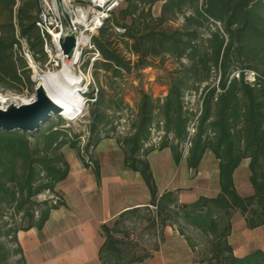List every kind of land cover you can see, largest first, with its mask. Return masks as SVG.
<instances>
[{
    "label": "trees",
    "instance_id": "16d2710c",
    "mask_svg": "<svg viewBox=\"0 0 264 264\" xmlns=\"http://www.w3.org/2000/svg\"><path fill=\"white\" fill-rule=\"evenodd\" d=\"M158 2L127 0L113 24L94 37L102 60L93 69L96 75L100 70L110 73L107 86L111 89L124 72L154 66L155 60L164 64L167 58H174L182 67L172 73L164 98L141 93L124 135L115 125L121 120L116 115L124 110L114 105L117 96L107 97L103 87L97 97L93 91L84 94L89 103L95 99L89 104L88 126L94 138L85 150L95 151L103 140L115 139L124 154V166L141 174L151 197L149 204L127 209L112 224L101 226L104 242L99 260L101 264H139L152 259L160 245L140 253L129 227L133 219L141 224L145 214L155 237H163L168 225L176 227L192 251L201 255L197 264H264L262 250L238 257L229 242L233 211L241 213L249 230L264 227V0H164L159 15L154 16L152 9ZM39 10V0H0V87L6 90L26 87L34 93L31 69L16 32L18 29L26 39L34 59L46 62L36 26ZM180 18L183 25L174 28L170 23ZM116 28L125 31L117 34ZM115 34L128 41L136 61L128 60L115 46ZM249 73L253 79L248 78ZM201 85L199 114L186 111V92L199 91ZM66 120L52 115L33 132L0 129V213L9 207L21 222L7 229L0 223V264H11L10 258L17 256L20 258L13 264H26L18 233L43 229L51 211L66 205L56 191L70 171L64 146L76 149L84 165L93 169L98 180L101 177L99 163L87 161L79 148L81 134H72V125H66ZM154 128L163 133L158 145L152 141ZM185 144L190 170L197 172L208 151L218 160L220 192L215 197L180 203V189L159 193L149 155L169 149L175 164L180 165ZM247 159L253 193L243 196L235 173ZM40 196L46 198L39 201ZM196 236L204 242L200 250ZM7 237H12L15 248L3 241Z\"/></svg>",
    "mask_w": 264,
    "mask_h": 264
},
{
    "label": "crops",
    "instance_id": "0c3cea01",
    "mask_svg": "<svg viewBox=\"0 0 264 264\" xmlns=\"http://www.w3.org/2000/svg\"><path fill=\"white\" fill-rule=\"evenodd\" d=\"M63 151L70 171L68 177L58 183L56 191L66 205L51 211L43 229L20 231L18 243L26 264H101L99 250L104 242L101 226L111 224L127 209L149 204V190L140 173L124 166V154L115 139L103 140L94 151L100 165L99 180L75 149L64 147ZM169 151H153L148 157L156 183L158 176L153 163L156 160H151L161 154L168 156ZM203 160L199 169L205 173ZM192 172L186 162L174 166L168 159V169L160 176L159 193L180 189L179 202L192 203L200 196L215 197L220 192L218 168L214 184L206 180L204 184L188 187L199 179V175L191 179Z\"/></svg>",
    "mask_w": 264,
    "mask_h": 264
},
{
    "label": "rangeland",
    "instance_id": "374dc122",
    "mask_svg": "<svg viewBox=\"0 0 264 264\" xmlns=\"http://www.w3.org/2000/svg\"><path fill=\"white\" fill-rule=\"evenodd\" d=\"M164 0H160V2L156 3L153 6V15L158 16L159 11L163 5ZM126 7V5H125ZM124 7V8H125ZM131 19H127V23H130ZM183 18H180L177 20V23L172 24L174 28L181 27L183 25ZM18 30V29H17ZM123 32H117V34H122ZM17 34V32H16ZM115 34L114 37V44L115 46L122 52V54L132 62L136 61L137 57L134 56L131 53V50L129 48V45H127V40H124L122 38H118L119 36ZM23 50L25 48H29L28 44L24 42ZM24 52V51H23ZM32 53V52H31ZM36 61V60H35ZM184 62H187V60H183ZM47 62V60H46ZM43 61H36L38 68L37 71L39 74H44L48 71L47 63ZM29 68V67H28ZM182 67L180 63H178L174 58H167L165 63H160L159 60H155L154 66L146 67L143 69L136 70L135 68L132 69L131 73L124 72L123 77L118 80V85L111 89L109 86H107V80L108 76H110L109 72H106L104 70H100L97 75L96 70H92L93 75V82L92 85L96 86L98 90L100 87H103L106 89V95L112 96L116 95L117 98L114 101V105L123 106V111L117 116H121V120H116L115 125L117 126V131H122L121 133L124 135L127 133L130 129V123L134 119L136 107L138 102L141 98V93H149L153 96V98H164L167 94L168 88L171 83V77L172 73H174L177 70H180ZM31 69V79L34 82V93L31 92L28 88H23L20 91H11L6 90L5 88L0 87V92L7 96L9 101L5 104L9 106L11 105L12 101L13 103H23L26 101H30L35 97V89L38 86V82L34 79V76L36 74V71L33 68ZM88 68L86 67L85 72L88 71ZM60 71V70H59ZM253 74L249 73L248 78L253 79ZM251 81V80H250ZM203 86L201 85L199 91L195 90H189L186 92L184 97V104H185V110L189 112H193L195 114H199L200 108H201V99H202V91ZM115 90V91H113ZM117 91V92H116ZM94 97H97L98 91L94 92ZM89 98L85 97V108L84 111L76 118H66V125H72V134L77 133L81 134V137L78 140L79 142V148L86 156V159L90 161V159L96 160V155L94 154V151L90 148L88 151L85 150L86 144L94 138L92 134L88 131V126L90 122L89 117V104H93L95 99L90 100L91 102H88ZM12 103V104H13ZM50 117L53 116H61V114H55L50 112ZM111 116L114 118L115 115ZM49 117V118H50ZM58 119V118H57ZM196 119V118H195ZM163 136V133L158 128H154L153 135H152V141L156 145H158L161 141V137ZM64 147H69V145H66ZM63 147V148H64ZM72 149V148H71ZM63 150V149H62ZM76 150V149H75ZM77 151V150H76ZM184 151V160L188 154V145L185 144L183 146ZM78 152V151H77ZM64 153V151H63ZM79 154V153H78ZM65 155V154H64ZM168 159L169 163L171 165L175 166V162L172 158V153L169 151L168 156L164 155H157L154 157L151 161L155 164V174L158 176V182L157 185L162 186L161 181V173L164 169H168ZM205 163L203 166L206 167V172L198 168L197 172L194 173V171L190 174L191 179L195 178L196 175H199V179L196 180V183L187 185L188 187L190 185H200L204 184L205 181H211V184H214L216 181V173L218 168V160L215 158L214 154L211 151H208L205 156L204 160ZM249 159L244 160L240 167L236 171L235 175V182L237 184L238 191L243 196H248L253 193L252 185L250 183V171H249ZM200 171V174L198 172ZM187 189V188H185ZM46 197L40 196L38 197L39 201L44 200ZM9 207H3L1 213H0V223L7 228L12 227L15 228L20 225V221L18 216L14 215V211L12 209H8ZM4 214V215H3ZM3 215V216H2ZM14 215V216H13ZM143 220L141 221V224L137 223L136 219L132 220V223L129 224L130 232H131V238L137 239V243L139 244V252L143 253L144 250H148L152 252V250L155 248L156 244H159L161 249L158 253H155V256L153 259H148L144 261V264H197V261L200 260L201 255L198 254L197 251H192L190 248L188 242L186 239L180 235L178 232V229L174 226H166L167 230L163 232L162 235L156 236L154 235V230L151 228H148V221L145 219V214L141 215ZM113 222H111L112 224ZM232 224H233V230L232 234L229 237V242L232 245L234 249V253L238 257H242L245 255H248L256 250H262L264 252V227H260L256 230H249L246 226L244 217L241 215L239 211H233L232 212ZM24 225H27V221L24 223ZM192 234V233H190ZM163 238V240H162ZM196 244H197V250H200L202 246L204 245L203 239L196 236ZM3 241L6 243V245L9 248H15L16 244L12 242V237H7L3 239ZM20 256L17 257H11L10 263H15L16 260H18ZM139 263V264H143Z\"/></svg>",
    "mask_w": 264,
    "mask_h": 264
},
{
    "label": "built area",
    "instance_id": "2783aa9c",
    "mask_svg": "<svg viewBox=\"0 0 264 264\" xmlns=\"http://www.w3.org/2000/svg\"><path fill=\"white\" fill-rule=\"evenodd\" d=\"M63 3L76 33V46L71 57L64 53L61 46L62 36L67 33L70 26L61 18L55 0H39L40 10L36 26L41 35L43 51L47 56L46 63L49 67L47 72L68 67L72 74L82 77L83 86L80 92L84 96L89 91H98V88L92 85V70L94 63L102 60V56L95 45L94 37L102 28L113 24V17L125 7L127 0H63ZM116 29L118 32L125 31L122 28ZM17 39L21 45L26 42V39L20 37L18 30ZM23 51L28 67L38 72V65L29 48ZM86 67L88 71L85 72Z\"/></svg>",
    "mask_w": 264,
    "mask_h": 264
},
{
    "label": "water",
    "instance_id": "95a60500",
    "mask_svg": "<svg viewBox=\"0 0 264 264\" xmlns=\"http://www.w3.org/2000/svg\"><path fill=\"white\" fill-rule=\"evenodd\" d=\"M55 1L61 18L70 26L67 33L62 36L61 46L64 53L71 57L76 46V33L71 26L70 16L66 11L63 0ZM50 112L61 114L62 110L60 111L53 106L52 100L44 89L38 85L35 89V97L32 100L21 104L11 103L6 108H0V129L33 132L40 127V123L50 117Z\"/></svg>",
    "mask_w": 264,
    "mask_h": 264
},
{
    "label": "bare ground",
    "instance_id": "6f19581e",
    "mask_svg": "<svg viewBox=\"0 0 264 264\" xmlns=\"http://www.w3.org/2000/svg\"><path fill=\"white\" fill-rule=\"evenodd\" d=\"M35 80L52 100L53 106L62 110L63 115L72 119L84 111L85 97L80 92L82 77L72 74L68 67L45 74L36 72ZM8 101L7 96L0 92V108H6V105L1 104Z\"/></svg>",
    "mask_w": 264,
    "mask_h": 264
}]
</instances>
